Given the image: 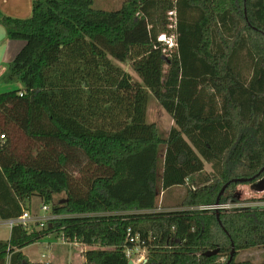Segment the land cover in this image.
<instances>
[{
  "label": "trees",
  "instance_id": "obj_1",
  "mask_svg": "<svg viewBox=\"0 0 264 264\" xmlns=\"http://www.w3.org/2000/svg\"><path fill=\"white\" fill-rule=\"evenodd\" d=\"M93 5L33 0L26 19L0 11L9 39L26 42L0 76L20 85L0 92V220L33 197L66 195L48 228L13 226L0 264H32L23 249L52 233L88 246L85 264H128L133 237L144 264H226L233 248L231 264H255L236 257L264 246V206L193 207L216 204L230 182L227 203L264 177L254 178L264 167V0ZM151 93L174 120L166 135L147 122ZM175 186L181 205L162 210L160 194Z\"/></svg>",
  "mask_w": 264,
  "mask_h": 264
},
{
  "label": "rangeland",
  "instance_id": "obj_2",
  "mask_svg": "<svg viewBox=\"0 0 264 264\" xmlns=\"http://www.w3.org/2000/svg\"><path fill=\"white\" fill-rule=\"evenodd\" d=\"M126 0H94V7L105 10H117ZM25 45L24 40H19ZM21 48V49H22ZM115 63L120 65L124 70L128 71L135 80H140L138 74L133 69L130 61L122 63L115 60ZM19 84L5 85L0 89V92H5L14 88H19ZM147 122L155 123L162 129L166 135L174 126V120L171 115L161 106L156 97L151 93L149 97ZM212 169L206 165V171ZM160 188V187H159ZM233 196L227 203L235 205L233 208L245 207H260L264 206V183L259 181L251 184H239L233 191ZM186 195L184 187H172L159 196L158 206L162 210L176 209ZM65 194L55 195L53 200L47 204L51 206L60 205L61 200L65 198ZM46 203L38 197H33L29 203V211L42 215L44 211L42 205ZM232 209V208H230ZM35 230H40L39 224L35 226ZM10 228L6 221H0V241H7L10 238ZM89 247L80 243L64 242L62 236L57 233H52L41 239L39 242L29 245L25 248L24 253L30 260L38 261L32 264H85L86 260L83 257V252ZM147 254V251H146ZM224 260V259H223ZM41 261V262H40ZM45 261V262H43ZM236 261H251L255 264L264 262V246L239 251Z\"/></svg>",
  "mask_w": 264,
  "mask_h": 264
},
{
  "label": "built area",
  "instance_id": "obj_3",
  "mask_svg": "<svg viewBox=\"0 0 264 264\" xmlns=\"http://www.w3.org/2000/svg\"><path fill=\"white\" fill-rule=\"evenodd\" d=\"M169 18L171 21L170 27H176V12L170 11ZM161 41L166 42L170 47H175L177 44L175 43L174 37H166L165 35H161L159 38ZM1 138L4 139V135H1ZM236 207L235 205H231L229 203H219V204H212V205H201L198 207H193L194 209L199 210H221V209H230ZM44 213L42 215L37 213H31L29 210H26L22 216L14 219L7 220V224L12 230L13 226L20 225L27 230L34 231L35 226L39 224L40 229L48 228L52 222L57 221L63 218L65 215H59L53 213L51 210V206L47 203H44L41 208ZM63 238V237H62ZM64 242H68L63 238ZM131 241L134 244L133 247H129L126 249V255L129 260H132L134 264H144L147 262V248L143 247L144 242H141L139 237H133Z\"/></svg>",
  "mask_w": 264,
  "mask_h": 264
},
{
  "label": "crops",
  "instance_id": "obj_4",
  "mask_svg": "<svg viewBox=\"0 0 264 264\" xmlns=\"http://www.w3.org/2000/svg\"><path fill=\"white\" fill-rule=\"evenodd\" d=\"M0 11L11 17L26 19L32 15L33 0H0ZM22 46L23 43L21 41L9 39L5 27L0 24V76L5 71L9 62H11L21 50ZM2 87L3 86L0 85V89ZM206 165H208V163ZM209 166L211 167L210 164ZM23 251H25V248ZM31 261L38 262L34 260Z\"/></svg>",
  "mask_w": 264,
  "mask_h": 264
},
{
  "label": "water",
  "instance_id": "obj_5",
  "mask_svg": "<svg viewBox=\"0 0 264 264\" xmlns=\"http://www.w3.org/2000/svg\"><path fill=\"white\" fill-rule=\"evenodd\" d=\"M262 172H264V167L262 168V170L260 171V173H259L258 175H256L254 178L258 177ZM234 181H246V179H235ZM259 182H260L261 184H263V183H264V177H263L261 180H259ZM229 184H230V182H228V183H227L226 185H224V187L222 188V190H221V192H220V194H219V196H218V199H217L216 204H219V203H220V197H221V195L224 193L225 189L229 186ZM216 253H218V250H215V251H212V252L210 251V252H209V254H216ZM235 253H236V251H235V249L233 248L232 253H231V256H230V259H229V261H228L226 264H231V262H232L233 259H234ZM128 264H134V262H133L132 260H129V263H128Z\"/></svg>",
  "mask_w": 264,
  "mask_h": 264
}]
</instances>
